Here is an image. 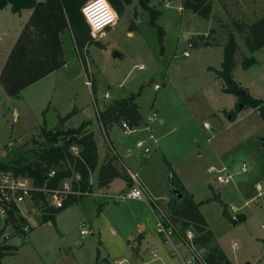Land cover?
<instances>
[{"label":"rangeland","instance_id":"374dc122","mask_svg":"<svg viewBox=\"0 0 264 264\" xmlns=\"http://www.w3.org/2000/svg\"><path fill=\"white\" fill-rule=\"evenodd\" d=\"M144 1L147 8L139 0L124 2L119 23L107 28L108 36L96 39L101 45L88 43L84 54L86 72L75 47L64 42L68 66L27 86L19 97L8 95L0 84V158L11 148L30 147L32 141L42 140L44 128L76 127L83 120H91L96 125V140L101 149L104 134L97 124V112L112 97L128 95L144 117L156 113L153 125L163 118V131L167 134L162 136V142L169 141L172 145L170 139L175 136L188 138L186 143L191 150L187 159L170 169L195 192V197L222 192L229 198L228 202L238 206L237 212L245 215L243 219H239V214L229 218L221 212V207L219 209L218 199L211 200L206 209L218 238L212 243L224 250L231 264H264V151L258 152L249 144L238 145L231 156L233 165H229V171H236L243 162L248 168L245 172L236 171L228 183L219 182L215 172L205 168L211 162H215L217 168L224 164L212 161L210 151L214 144L211 143L240 141L254 127L264 124L255 109L240 107L238 92L223 93L221 77L214 73L211 79L205 76L206 65L220 67L223 45L233 34L238 50L234 55L232 78L242 91L264 100V47L249 52L237 30L239 24L264 15V0H211L212 11L206 20L211 17L212 25L203 23V19L189 10L187 13L183 9L180 11L181 0ZM149 8L158 11L154 23ZM0 12V30L7 31L0 39L1 70L18 34V24L25 18L24 14L20 16L9 9ZM135 24L136 28H130ZM190 26L204 36L199 45L189 46L193 37ZM128 29L134 31L133 36L126 34ZM187 33L188 38H185ZM107 41L113 46L107 45L105 52L102 42ZM184 50L189 56L182 54ZM243 56H254L256 61L243 67ZM150 78L154 81L149 82ZM155 83L159 84V90L154 89ZM197 86L199 90L193 93L191 89ZM105 91L111 98L103 97ZM179 96L187 97L184 103ZM229 98L236 101L234 108ZM74 107L76 112L64 125L59 117ZM222 108L232 111L224 114ZM229 115L235 116L231 119ZM124 136L120 132V138ZM256 140L261 142L259 137ZM121 150L119 157L115 155L116 165L129 176ZM199 151H202L201 156ZM113 154L110 148L106 152L100 150L98 160L103 162ZM255 160L260 168H252ZM129 161L125 159V165L138 171L139 179H145L154 195L167 194L165 200L148 195L147 200L145 192L141 198H121L119 194L129 188L130 178L117 176L107 186H99L95 170L90 177L93 183L89 193L61 208L50 222L42 220L43 210L39 206L42 199L37 203L26 200L22 208L31 214L27 218L31 227L24 237L11 238L10 242L18 245L17 251L2 256L1 264H185L192 253L180 237L186 236L180 223L173 222L178 233L171 240H165L156 230L157 216L164 212L171 218L168 206L173 193L167 183L169 169L163 165L161 168H135ZM82 227L88 232L81 233ZM193 245L196 249L203 248L194 242ZM205 252L203 248V255ZM122 258L125 259L119 262Z\"/></svg>","mask_w":264,"mask_h":264},{"label":"trees","instance_id":"16d2710c","mask_svg":"<svg viewBox=\"0 0 264 264\" xmlns=\"http://www.w3.org/2000/svg\"><path fill=\"white\" fill-rule=\"evenodd\" d=\"M86 0H0V9L9 6L10 11L19 13L24 9L30 10V15L21 27V30L9 50L0 71V84L5 92L13 97H19L20 92L40 80L52 71L65 64V56L62 43V34L69 31L72 35L75 49L86 72L84 54L87 53V45L98 41L91 39L89 25L81 12V6ZM118 15L121 14L124 2L130 0H108ZM143 7L147 8L144 0H139ZM182 9L189 10L201 19H207L212 11L211 0H181ZM151 22L158 16V11L149 8ZM237 30L249 52L253 53L264 47V15L258 19L241 23ZM204 38L202 34L191 37L190 44L199 45ZM238 50L233 34L223 47V59L221 67L215 69L218 77L224 82L222 90L228 93H239L243 90L232 78L234 55ZM254 56H243L242 65L248 67L255 63ZM239 101L243 107H251L258 111L264 120V100L255 98L245 91L240 94ZM73 110L65 115L68 118ZM98 120L104 130H108L122 120L130 126L141 122V115L137 104L132 97H121L111 100L98 110ZM234 115H231V119ZM60 119V121H62ZM89 120L81 121L76 127L43 129L42 140L32 141V146H17L7 151L5 157L0 158V170H10L15 174H27L33 178L34 183L41 185L46 182L49 187L58 186L63 178L72 177V187L78 190H91L92 183L89 177L96 170L99 186L107 184L114 177L121 176L128 179L125 170H120L116 165V156L107 157L98 164V152L96 141L92 132L87 130ZM262 144L264 145V137ZM72 145L78 146V154L70 151ZM54 168L55 173L50 177L48 171ZM167 183L173 193L169 202V214L173 221H178L182 229L191 227L194 231L192 241L205 248V258L209 264H231L224 251L217 243H212L214 234L208 226L204 215L199 209V201H195L193 195L185 188L184 184L170 168ZM172 170V171H170ZM79 175L78 177L76 175ZM84 196L83 193L70 194L65 198L62 206H53L47 203L42 192L34 193L33 200L42 199V220H53L54 215L61 208L70 205ZM216 198L218 194H212L205 200ZM222 213L231 218L226 205L221 201ZM242 215L239 219H242ZM18 245L0 243L1 257L12 253Z\"/></svg>","mask_w":264,"mask_h":264},{"label":"crops","instance_id":"0c3cea01","mask_svg":"<svg viewBox=\"0 0 264 264\" xmlns=\"http://www.w3.org/2000/svg\"><path fill=\"white\" fill-rule=\"evenodd\" d=\"M5 9H9L10 10V8H9V6H6V7H4V8H2V9H0V11H3V10H5ZM181 11V10H180ZM183 11H185L186 13L188 12L187 10H185V9H183ZM1 13V12H0ZM18 14H20V16L22 15V14H24V20L21 22V23H19L18 24V34H19V32H20V30H21V27H22V25L24 24V22L27 20V18H28V16L30 15V10L29 9H24V10H22L21 12H19ZM118 14V13H117ZM121 15V14H120ZM120 15H118V20L120 19ZM193 15H195L194 13H193ZM117 20V23L115 24V25H117L118 23H119V21ZM203 23H206L207 25H212V18L210 17L209 18V21H207L206 19H203ZM115 25H113V26H111V27H109V28H112V27H114ZM129 26H130V24H129ZM202 26H204L203 24H202ZM130 28H136V24H135V26L134 27H130ZM107 30V29H106ZM189 30H190V32L192 33V36L193 37H195L196 35H198V34H201L202 32H198V31H195V27H192V26H190L189 27ZM7 33V31H1L0 30V39H1V37L2 36H5V34ZM18 34H17V36H18ZM126 34L128 35V36H133L134 35V31H132L131 29H128L127 31H126ZM17 36H16V38H17ZM106 36H108V33H107V31H105V34H104V36L102 37V38H105ZM16 38H15V40H16ZM186 38H188V33L186 34ZM15 42V41H14ZM64 42H69V43H71L74 47H75V45H74V41H73V38H72V35H71V33L69 32V31H66L64 34H62V43L64 44ZM110 41H107L106 43H104V42H102V45L104 46V51L105 52H107V48H106V46L108 45V46H113V44L112 43H109ZM14 44V43H13ZM12 44V45H13ZM225 45V44H224ZM224 45H223V47H224ZM12 47V46H11ZM11 47H10V49H11ZM9 49V50H10ZM63 50H64V48H63ZM9 52V51H8ZM8 54V53H7ZM7 57V56H6ZM223 59V58H222ZM66 66H68V61L66 60V58H65V64L62 66V67H66ZM207 67H206V69H207V74L205 75L206 76V78L207 79H211L212 78V75H213V73H214V75L216 76V73H215V69H219L220 67H221V65H220V67L219 68H216V67H214L213 65H206ZM1 71V70H0ZM210 72V73H209ZM42 79V78H41ZM169 80H170V78H169ZM154 81V78H150V80H149V82H153ZM155 84H157V83H155ZM154 86V85H153ZM198 88H200L199 86H197V87H193L192 89H191V91H193V93L194 92H197L199 89ZM223 88V87H222ZM155 89V88H154ZM160 89V86H159V88L158 89H155V90H159ZM222 90V89H221ZM105 93H107L108 94V96H106L105 97ZM105 93L103 94V97L104 98H111V94L108 92V91H105ZM223 93H225L224 91H223ZM228 93V92H227ZM93 94V93H92ZM121 97H128V95H122V96H119V97H112L111 98V100H113V99H116V98H121ZM180 98H181V100L183 101V103H184V101L187 99V97H183V96H179ZM207 99V98H206ZM110 100V101H111ZM229 100H230V102H232V106H233V108H234V105H235V103H236V101H234L233 100V98H229ZM110 101H108L107 102V104L110 102ZM134 101V100H133ZM135 102V101H134ZM136 103V102H135ZM137 104V103H136ZM106 105V104H105ZM105 105H102L100 108L101 109H103L104 108V106ZM177 105V104H176ZM138 106V105H137ZM210 107V106H209ZM232 108V107H231ZM226 109V108H222V110L224 111V114L227 112V110L228 111H232V109ZM209 109V108H208ZM254 109V108H253ZM73 110V112L75 113L76 112V108L74 107L73 109H71L70 111H68L67 113H69V112H71ZM138 110H139V112H140V115H141V117H142V119H141V121L143 122H145L146 120H147V117L149 116H146V117H144L143 116V114L141 113V110H140V108H139V106H138ZM210 111H213V108H211V109H209ZM214 110H216L215 108H214ZM257 111V110H256ZM66 113V114H67ZM73 113V114H74ZM257 113H258V111H257ZM65 114V115H66ZM72 114V115H73ZM65 115H63V116H60L59 117V121H60V119H62L63 118V123H64V125H66V121H67V119H69V118H64L65 117ZM235 116V115H234ZM228 118H231V115H229V117ZM66 119V120H65ZM65 120V121H64ZM97 120H98V118H97ZM90 121V123H89V125L87 126V130L88 131H90V132H92V134H93V137H94V139H95V141H96V145H97V152H98V157H99V155H100V150L102 151V150H104L105 149V152L106 151H109V148L115 153V154H113V155H116L117 154V156L119 157V151H120V149H122L121 151H122V154H123V165L125 166V168H127V169H129V170H131L130 168H128L126 165H125V159H129L130 161H129V163L131 164V165H135V168H161L162 166L161 165H163V166H165V168H176L175 167V165L176 166H180L181 165V163L183 162V161H185L186 159H187V157L186 156H188L189 155V152H190V147L189 146H187V141H188V138L187 137H184V136H182V135H179V136H175L173 139H170L171 140V142H172V145H169V141H161V139H162V136H164V135H166L167 133H165L163 130H164V121H163V118H161L160 120H158V123L156 124V125H153L154 123H152V121L151 122H149L148 124H149V127H150V131L152 132V134L154 135V137L157 139V142L156 143H153L152 144V150L147 154V155H145V156H143V155H141L140 154V152L139 151H137L136 149H135V147H134V142H135V140L138 138V137H144L145 136V134L144 133H141V134H138V135H125L124 133H123V130H122V128H121V123H116V124H114L113 126H111L107 131L106 130H104L103 129V127H102V125H101V123H100V121L98 120L97 121V124H98V126H99V129H100V131H102V133L104 134V140L102 141V143H101V149H100V146H99V144H98V142H97V140H96V125L94 124V123H92V121L91 120H89ZM99 122V123H98ZM60 123V122H59ZM204 123L205 124H207L208 125V123L206 122V121H204ZM66 127H72V126H66ZM173 128H175V127H173ZM120 132H122L123 133V135H125L124 137H123V139L122 138H120ZM154 132V133H153ZM155 134H158L157 136H155ZM111 135H112V138H111ZM260 136H262V138L264 137V124H263V126H256V127H254L245 137H243V139L242 140H240L239 141V139H237V140H231L228 144H223V143H221V145H219L220 143H219V140H217V143H211V144H214L212 147H211V155H212V157H213V159H212V161H215V160H217V162L216 163H224L223 165H225L227 168H230V166L231 165H233V164H231L230 163V161H231V156H232V154H233V151H234V149L238 146V145H240V144H242V145H247V144H249L250 145V147H252V148H254L255 150H257L258 152H261V151H264V146H263V144H262V139H261V137ZM259 137V139H260V141L261 142H258L256 139ZM218 139V138H217ZM159 141H160V143H159ZM122 142H128L127 144H123ZM251 142V143H250ZM154 151V152H153ZM158 151H160V153L158 152ZM201 154H202V151H199V153H198V155H200L201 156ZM100 157H101V155H100ZM99 161V164H101L102 163V160L100 159V160H98ZM234 161V160H233ZM254 164V167H252V168H260L259 167V162H258V160H255V162H253ZM231 164V165H230ZM222 165V166H223ZM230 165V166H229ZM211 166H218V165H215V162H211V163H209V164H206V170L208 171V168H210ZM230 170V169H229ZM131 171H133V170H131ZM135 171H137V170H135ZM237 171V170H236ZM138 172V171H137ZM233 172H235V171H233ZM175 173V172H174ZM92 174V173H91ZM91 174H90V177H91ZM176 174V173H175ZM179 179H180V181L183 183V181L181 180V178L179 177V175H176ZM90 177H89V181L91 180L90 179ZM130 178V177H129ZM167 179H168V175H167ZM92 180H94V179H92ZM111 181V180H110ZM109 181V182H110ZM140 181H141V184H142V188L144 189V191L148 194V193H150V194H152L153 196H155V197H158V196H160V195H164L165 197H166V195L167 194H165V193H161V194H159V195H154L151 191V188L147 185L146 186V181H145V179L144 178H141L140 179ZM108 182V183H109ZM230 182V181H229ZM89 183H93L92 181H90ZM107 183V184H108ZM129 183L130 182H127V184L129 185ZM257 184H258V187H261L260 186V183L259 182H256ZM107 184H105L106 186H107ZM184 184V183H183ZM104 186V185H103ZM169 186V185H168ZM184 186H185V188L193 195V198L195 199V201H199V209H200V211L202 212V214L204 215V217H205V220H206V222H207V224H208V226L211 228V230H212V232H213V234H214V239H215V241L217 242V236L215 235V233H214V230H213V228H212V225H211V223H210V221H209V216H208V211H207V204L211 201V200H213L214 198H211V199H209V200H205L207 197H210L212 194H218V196H219V199L220 200H218V202L220 203V205H219V209H220V207H221V212H222V204H221V201L222 202H224V204L226 205V209H227V211H228V213L230 214V216H232V217H235L236 216V214H239V216L241 217V215H242V217L243 218H245V215L243 214V213H240L239 211L237 212V210L238 209H236V208H238V206H236V205H234V204H231L232 202H228L227 201V199H229V198H227L226 197V195L224 194V193H222V192H216V191H214L211 195L209 194V195H207L206 197H195V192H192V190L189 188V187H187V185H185L184 184ZM85 196V195H84ZM245 203L247 202V200H245L244 201ZM229 203H230V206H229ZM22 210H23V212H24V214H25V216H26V218H28V215H31L26 209H24V208H22ZM235 212V213H234ZM242 218V219H243ZM29 219V218H28ZM51 220L49 219L48 220V222H50ZM11 243V242H10ZM11 244H15V245H17L16 243H11ZM14 251H17V248L14 250ZM224 251V250H223ZM225 253V252H224ZM226 254V253H225ZM182 256V255H181ZM226 256L228 257V259L230 260V262H232L231 261V259H230V257L226 254ZM125 258H122V259H119V262H122V260H124ZM246 264H248V263H246Z\"/></svg>","mask_w":264,"mask_h":264},{"label":"built area","instance_id":"2783aa9c","mask_svg":"<svg viewBox=\"0 0 264 264\" xmlns=\"http://www.w3.org/2000/svg\"><path fill=\"white\" fill-rule=\"evenodd\" d=\"M87 3L88 0L84 2V4L81 6V9ZM166 6H169V2H166ZM178 9L182 10V7L179 6ZM115 24H111L102 29L103 35L101 34V32H97L94 37L92 34V27L88 23L91 39L96 40L98 38H102L105 34L106 29ZM189 46H191L190 43ZM182 54L185 57L189 56V52L187 50H184ZM85 82L87 83V85H90L89 80L86 79ZM154 88L158 89L159 84H154ZM106 96H108L107 93H105V97ZM155 117L156 113L153 112L147 117V120L145 122L141 121L138 125L130 126L125 120H122L120 124L125 135H138L141 133L145 134L144 137L140 136L134 142L135 149L139 151L143 156L147 155L152 150V144L157 142V139L150 131V127L148 124L150 121L155 119ZM70 151L73 153V155H77L79 151L78 146L72 145L70 147ZM247 168V164L243 162L241 163L237 171L245 172L247 171ZM127 170L130 177L129 188L125 192H121L119 194V197H143V193L145 191L142 188L141 181L138 177V172L131 171L129 169ZM208 171L215 172V178L221 183H228L232 179L233 174L236 172L229 171V168H227L225 165L218 168L215 166H211L210 168H208ZM54 173L55 169L51 168L47 174L51 177ZM76 176L78 177L79 175L77 174ZM71 180L72 178L65 177L58 186L49 187L47 186L46 182H43L41 185L34 183L33 178L27 174H15L10 170H0V243H10L12 237H24L29 231L31 225L30 222L27 221V218L22 210V205H24L26 200H33L34 193L42 192L45 195V199L47 200L48 204L58 207L63 205L65 198H67L70 194L89 193V190L87 189L81 191L73 188ZM259 188L261 189V187ZM147 195L153 199L157 198L155 196H152L150 193H146L147 200ZM158 197L164 200L166 199L164 195H160ZM173 222L174 221L164 212L157 216L156 230L164 236L165 240H171L175 237L174 234L178 233V228ZM80 232L87 233L88 229L82 227L80 229ZM185 234L186 236L180 235V237L184 239V243L192 253V256L188 258L187 261H185V264H209L205 258V255H203L202 253L203 248L201 247L202 249H196V247L193 245L192 230H190L189 228H185Z\"/></svg>","mask_w":264,"mask_h":264},{"label":"clouds","instance_id":"9594fccd","mask_svg":"<svg viewBox=\"0 0 264 264\" xmlns=\"http://www.w3.org/2000/svg\"><path fill=\"white\" fill-rule=\"evenodd\" d=\"M81 11L92 27L94 37L97 32H101L103 35L102 29L115 24L118 20V14L110 6L108 0H88V3L82 7Z\"/></svg>","mask_w":264,"mask_h":264},{"label":"water","instance_id":"95a60500","mask_svg":"<svg viewBox=\"0 0 264 264\" xmlns=\"http://www.w3.org/2000/svg\"><path fill=\"white\" fill-rule=\"evenodd\" d=\"M184 37L186 38V34H184ZM240 94H245V91H240ZM242 106V104H240V107ZM136 258V254L133 256V259Z\"/></svg>","mask_w":264,"mask_h":264}]
</instances>
